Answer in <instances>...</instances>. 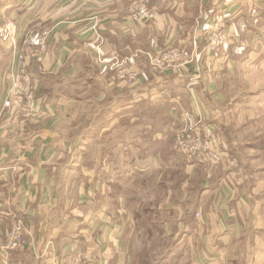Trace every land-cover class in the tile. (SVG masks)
<instances>
[{"label":"crops","instance_id":"obj_1","mask_svg":"<svg viewBox=\"0 0 264 264\" xmlns=\"http://www.w3.org/2000/svg\"><path fill=\"white\" fill-rule=\"evenodd\" d=\"M149 5L155 17L133 39L119 0H0V26L14 22L16 42L32 28L50 30L43 61L28 67L37 80L35 96L44 101L28 123L7 102L17 64L10 42L0 39V264H71L78 250L90 255L83 264H131L127 246L137 197L160 199L155 205L164 214L162 236L171 241L167 259L174 254L178 264H264V143L242 142L244 131L264 135V0ZM214 14H226L228 32L215 52L206 48L204 22ZM97 45L126 54L177 46L187 63L152 73L140 55L136 64L146 78L130 90L125 107L94 112L96 123L86 132L94 137L96 172L81 168L85 183L74 192L73 165L90 157L92 148L84 144L87 136L73 142L69 130L59 127L63 117L55 105L45 104L41 83L52 75L69 87L91 86L98 76L86 78L88 60L94 62ZM101 67L96 63L99 74ZM193 100L201 122L222 144L224 158L215 174L168 154L173 128ZM246 149L258 153L245 155L242 164ZM72 155L74 163L62 166V157L72 161ZM173 168L187 175L175 188L162 176ZM153 173L162 174L149 181ZM14 219L24 224L27 244L3 251Z\"/></svg>","mask_w":264,"mask_h":264},{"label":"rangeland","instance_id":"obj_2","mask_svg":"<svg viewBox=\"0 0 264 264\" xmlns=\"http://www.w3.org/2000/svg\"><path fill=\"white\" fill-rule=\"evenodd\" d=\"M121 3H125L126 5V10H127V15H126V22H129L130 14H129V1L126 0H119ZM150 5L148 4V7ZM153 7V6H150ZM154 10V7H153ZM155 14V10L153 11ZM212 13V11L210 12ZM212 15V14H211ZM149 21V20H148ZM205 24L208 26H212L214 24L213 17H211V20H205ZM13 24L15 27L14 22L12 21H7L5 24L0 26L2 29L9 26V24ZM247 24V25H246ZM135 25V24H133ZM144 25V24H142ZM142 25L136 24V26L132 27L131 29L127 28V33H129V37L136 39L137 37V28H139ZM244 25L248 26L247 21H244ZM5 26V27H4ZM244 26V27H245ZM248 28V27H247ZM34 29V28H32ZM30 29L26 34L25 37H23L21 42H16V36L15 33L16 31L14 30V38L15 42L17 43V55L16 51H14L15 59L22 54L20 48L23 51H26L27 48L25 45H23V40L26 39L28 36L27 34L32 30ZM208 29V28H207ZM205 30V32L207 31ZM245 29V28H244ZM37 30V29H36ZM43 30H48L46 27L43 28ZM32 32V31H31ZM30 32V33H31ZM136 32L135 34H133ZM29 33V34H30ZM27 36V37H26ZM154 41V40H153ZM155 42V41H154ZM171 46V45H170ZM98 45L96 46V48ZM110 47V46H109ZM124 47V46H122ZM167 46L161 47L159 49H163ZM129 49V47H124ZM158 49L156 48V51ZM98 51H100L98 53ZM155 50H144L143 53L141 51H131L127 52H119L118 50L114 49H109L108 51H104L101 47L96 49V54H94V62L92 60H88V63H90V70L87 74L88 79L95 78L98 76V79H95V81H92V85L86 87V89H82L79 84H75L74 87H69L67 85L62 84V82H57L55 81L56 77L54 76H49L41 83V86H43L44 91L43 96L45 100V104L49 105H55L57 109V113L60 115L61 118V125L59 126L63 130H69V136H71V139L73 142H81L83 140V136H87V141L84 144H89L90 148V157L85 158V160L81 159L80 163H78L75 167L73 165V169H77V171L74 173L75 178L73 179L74 181H70L69 185L72 187L73 191L75 192L76 186L79 185L81 182H84V179L82 178L84 174L80 175L81 168L85 169V172L88 169L91 172H96V164H95V157L96 154L92 155V152H96V145L93 144V139L94 137L88 136L90 135V131L86 132L87 129L89 128L90 125H95V116L94 112L98 109H104L110 113H112L113 110H120L125 107L127 104L128 99H129V94L130 90H132L133 87L140 85L139 79L132 80L131 82L129 81L130 75L135 72V71H140L138 64L142 60L140 58V55L146 54V52H152ZM93 55V54H92ZM146 57V55H145ZM143 57V62L144 58ZM146 60V59H145ZM96 63H99L102 65L100 69V73L96 72ZM17 70V66H16ZM27 72V69H26ZM148 72H152L151 69L148 68ZM28 73L30 74V70L28 68ZM154 73V72H152ZM84 78V77H82ZM145 78H146V73H145ZM11 79V78H10ZM34 80H36L34 78ZM52 81H55L52 83ZM9 87V86H8ZM8 90V88H7ZM55 93L60 94L61 96L58 97H53L51 98ZM7 94V91H6ZM101 96V100L99 103V100H97L98 96ZM115 96V97H114ZM44 101H42L41 104H43ZM98 103L102 106H99ZM87 110V111H86ZM86 111V112H85ZM164 113H162V116ZM107 119H112V114L108 115L107 114ZM25 123H28L30 121L24 120ZM252 121L247 122L248 124H251ZM171 123V122H170ZM94 128V127H90ZM88 134V135H87ZM245 131L243 133L244 136L247 138H242V142H253L256 141L257 138H260V145L264 143V135L260 134L259 137H256V134L252 131L248 133V135H245ZM263 146L260 147V154L263 153ZM168 154L171 159L173 160H178V157L180 154L175 152V150L171 147L168 148ZM241 155L239 156V160H241L244 164V156H250L253 154H257L258 151H251L249 149L244 150L240 152ZM76 157V156H75ZM74 155H72V161H69L71 156H68V159L66 160V157H62V166L65 167V163L68 162L67 164L74 163ZM182 159L183 157L180 156ZM179 157V158H180ZM62 166L59 167L58 169L55 170L56 174L59 176V169H62ZM63 167V168H64ZM200 167V166H199ZM203 172H208L211 174H215V172H218V169L216 165H211V166H202ZM208 170V171H206ZM213 170V171H212ZM215 170V171H214ZM88 171V172H89ZM54 172V173H55ZM162 174V173H161ZM160 173H153L148 177L149 181H152L154 177L160 176ZM165 174L167 184L171 188H175L180 186V184L184 181L185 177L187 176L186 174L183 173V171L179 168H173L171 171L165 172L162 174V176ZM205 175V174H204ZM107 177V175H106ZM77 178L78 181H75ZM94 185V182L91 183L90 187ZM137 201L135 202V206L132 210V213H130L131 219L133 220V223H137L138 226L137 228H133L132 235L129 240L128 244V253L131 257V264H178L176 260H174L175 255L172 254L169 259H167L168 255V250L167 248H170L171 241L169 239H165L161 235V230L160 228H155V227H146L149 222L156 223V221H161L164 217V214L159 213L157 211V204L155 205V202L160 201L159 198H151L146 200V198L142 197H137ZM165 239V240H164ZM7 244V243H5ZM3 248V247H2ZM5 251V245L4 248L2 249ZM7 251V250H6ZM75 257L73 258V261L70 263L75 262ZM167 259V260H166ZM182 264V263H181Z\"/></svg>","mask_w":264,"mask_h":264},{"label":"built area","instance_id":"obj_3","mask_svg":"<svg viewBox=\"0 0 264 264\" xmlns=\"http://www.w3.org/2000/svg\"><path fill=\"white\" fill-rule=\"evenodd\" d=\"M129 1V23L131 28L142 25L155 17L153 7H148L149 0H126ZM214 24L209 26L206 35V48L210 51H216L217 48L228 37L226 32V14H214ZM135 24V25H133ZM5 27V26H4ZM15 27L13 24L0 28V39L9 44L16 51L17 43L14 38ZM49 31L43 29L33 30L29 36L23 40V45L27 48L16 58L17 70L10 79L7 90V102L17 116L22 120L32 122L36 110L42 104V99L35 96L37 80H33L28 73V67L32 61L41 63L46 54V44ZM98 49V47L96 48ZM100 51H98L99 53ZM149 63V69L153 72L162 73L170 69H179L187 63L185 51L177 46H167L157 51L146 52ZM27 69V72H26ZM144 72L135 71L129 81H137L144 77ZM197 102L193 100L192 109L183 112L179 124L173 128L172 147L181 156L196 166L218 165L224 158L222 144L214 130L202 123L199 113L194 110ZM222 164V163H221ZM198 216V213H197ZM27 234L24 224L20 219H14L11 227L6 233V250H22L27 244ZM75 262L72 264H83L90 259V255L78 250L74 254ZM73 257V258H74Z\"/></svg>","mask_w":264,"mask_h":264},{"label":"trees","instance_id":"obj_4","mask_svg":"<svg viewBox=\"0 0 264 264\" xmlns=\"http://www.w3.org/2000/svg\"><path fill=\"white\" fill-rule=\"evenodd\" d=\"M140 227L137 225V223H135V228ZM146 227H155V228H160L161 229V222L160 221H156V223L153 222H149V224L146 225ZM161 235H162V230H161Z\"/></svg>","mask_w":264,"mask_h":264}]
</instances>
